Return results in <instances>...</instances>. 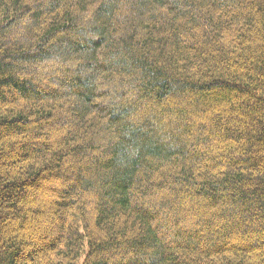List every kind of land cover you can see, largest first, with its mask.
I'll return each mask as SVG.
<instances>
[{"label": "trees", "instance_id": "1", "mask_svg": "<svg viewBox=\"0 0 264 264\" xmlns=\"http://www.w3.org/2000/svg\"><path fill=\"white\" fill-rule=\"evenodd\" d=\"M0 264H264V0H0Z\"/></svg>", "mask_w": 264, "mask_h": 264}, {"label": "rangeland", "instance_id": "2", "mask_svg": "<svg viewBox=\"0 0 264 264\" xmlns=\"http://www.w3.org/2000/svg\"><path fill=\"white\" fill-rule=\"evenodd\" d=\"M41 72L43 73L42 82H44L43 84H47L46 81L48 79H51L50 78L51 74L48 75V73L46 72V70L44 68H42ZM51 86H53L54 88H57L59 90H64V88H62V85H60L59 83H56V82L55 83H52L51 82ZM66 115H67V117L70 116L69 114H66ZM68 132H69V130H67V129L65 131L64 129L62 130L61 128H58L57 131L54 130V129L53 130L51 129L50 134L51 135L53 134V137H56V136L61 137L60 134L68 135L67 134ZM45 184H46V187L47 188H50V189H52L54 191L59 190V189H62L63 186H64L60 181L57 182V180L53 181L52 179H50V180L48 179V181H45ZM27 192H28V196L27 197H29L30 200L31 199H34V201L35 200H38V201H41V202H44V203H46V202L51 203L52 201L59 200V198H60V195L57 193V191L55 193L54 192H51L50 190H47V192L41 190L39 192L36 189L27 188ZM41 192H42V194H41ZM44 210H47L46 213L48 215V208H46ZM62 213H63V210L62 211L61 210H58V211H56V213L53 216H57L58 214H62ZM53 216H51V217L52 218H55ZM13 220H14L15 223L19 222V219H17L16 216H15V219H14V216H13ZM39 220H40V224L42 226V227H40L42 229V232L43 231L45 232V231H51V230L54 231L55 230L53 228L57 225V222H53V223L49 224V222H48V216H46V214H43L42 213V215L40 216ZM100 234L103 237H105L107 235V233H103V232L100 233ZM24 248H25V251H26L27 248L26 247H24ZM108 255H112V254L111 253H108ZM28 263H29V261H28Z\"/></svg>", "mask_w": 264, "mask_h": 264}]
</instances>
